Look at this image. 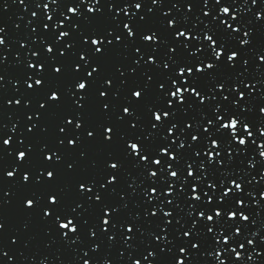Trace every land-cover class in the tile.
<instances>
[{"label":"snow or ice","instance_id":"obj_1","mask_svg":"<svg viewBox=\"0 0 264 264\" xmlns=\"http://www.w3.org/2000/svg\"><path fill=\"white\" fill-rule=\"evenodd\" d=\"M32 6L0 22V264H264V0Z\"/></svg>","mask_w":264,"mask_h":264},{"label":"water","instance_id":"obj_2","mask_svg":"<svg viewBox=\"0 0 264 264\" xmlns=\"http://www.w3.org/2000/svg\"><path fill=\"white\" fill-rule=\"evenodd\" d=\"M34 2L35 0H29V3H28L29 10L25 12L24 11L25 5L19 4V0H17L16 3H13L12 0H8V5H9L8 9L6 11H0V22L7 23L9 29H12L14 23H20V21L17 20V17L19 15H23L25 19L32 18L30 16L31 11L37 10L32 6ZM2 3H3V0H0V4ZM8 87H11V85H9ZM250 264H252V262H250Z\"/></svg>","mask_w":264,"mask_h":264}]
</instances>
